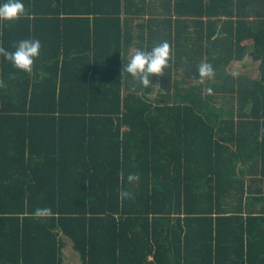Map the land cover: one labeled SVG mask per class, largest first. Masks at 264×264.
<instances>
[{"label": "trees", "instance_id": "trees-1", "mask_svg": "<svg viewBox=\"0 0 264 264\" xmlns=\"http://www.w3.org/2000/svg\"><path fill=\"white\" fill-rule=\"evenodd\" d=\"M24 3L0 23L41 42L30 73L0 56V264H264V0ZM165 40L153 87L122 73Z\"/></svg>", "mask_w": 264, "mask_h": 264}, {"label": "clouds", "instance_id": "clouds-1", "mask_svg": "<svg viewBox=\"0 0 264 264\" xmlns=\"http://www.w3.org/2000/svg\"><path fill=\"white\" fill-rule=\"evenodd\" d=\"M29 15L24 0H0V23L12 22ZM41 54V42L39 39L30 37L18 40L14 49L9 51L0 47V56L9 61L19 71L30 73L33 64ZM172 50L170 43L165 40L150 48H137L131 58L124 63L122 73L137 79L145 88H151L152 77L164 74L170 66ZM198 76L200 83L214 77V68L210 62L202 61L198 65ZM211 93V88L204 89ZM37 216H49L52 214L50 208L37 209Z\"/></svg>", "mask_w": 264, "mask_h": 264}, {"label": "rangeland", "instance_id": "rangeland-1", "mask_svg": "<svg viewBox=\"0 0 264 264\" xmlns=\"http://www.w3.org/2000/svg\"><path fill=\"white\" fill-rule=\"evenodd\" d=\"M158 96V89L156 88L153 93H151V98H156ZM66 254L70 258L71 264H78L77 257H74L70 250L66 251Z\"/></svg>", "mask_w": 264, "mask_h": 264}]
</instances>
